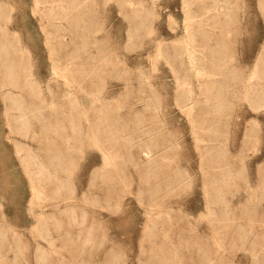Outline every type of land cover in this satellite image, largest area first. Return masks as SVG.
<instances>
[{
  "label": "rangeland",
  "instance_id": "374dc122",
  "mask_svg": "<svg viewBox=\"0 0 264 264\" xmlns=\"http://www.w3.org/2000/svg\"><path fill=\"white\" fill-rule=\"evenodd\" d=\"M42 1L0 0V264H264V0H158L130 42L123 0ZM185 9L221 12L189 25L200 72Z\"/></svg>",
  "mask_w": 264,
  "mask_h": 264
},
{
  "label": "bare ground",
  "instance_id": "6f19581e",
  "mask_svg": "<svg viewBox=\"0 0 264 264\" xmlns=\"http://www.w3.org/2000/svg\"><path fill=\"white\" fill-rule=\"evenodd\" d=\"M123 1H124V5L127 8V11H126L127 17H128V19L130 21V26L128 28V40L130 42L135 37V30L138 31V29H142L143 27L145 28V27H148V26L150 28L152 27L150 24H154L155 20L157 18L159 19V17L162 15V13H161L162 9L161 8L162 7L164 8V6H162L161 3H158L157 2L158 0H152L151 3H149L147 0L146 1L145 0H123ZM36 2L38 3V5H39V3H43L42 0H36ZM67 5H68L67 3L63 4V5H59V4H56L55 2H51L48 5V9L51 11V13L57 14L58 8H59V6H61L66 11V17H68L69 15H73L74 12H75V9H79L84 14H87L90 11V9H91L92 12L94 11V10H92L93 8L91 7V3H88L87 0L76 1L75 4H74V8H70V7H68L69 5L68 6ZM213 5L215 7H217V8L224 9V8H227L229 3L222 2L220 0H215L213 2ZM45 6H46V3H45ZM184 6H186L185 3H184ZM189 6H191V4ZM95 10H96V8H95ZM184 12L186 13L187 16H185L184 21H182V23L184 25V27H183L184 37H182V39L187 42L186 43L187 44L186 53L188 54L190 62L192 63V68L197 69V72H200L201 70L198 67V65L196 64L197 48H196V46L194 44H190L192 39L190 38V36L187 35V33H189V30H188L189 29V25L196 24V23H202V20H204L207 17H209L208 15L205 16V14L212 13V14H216L215 15L216 17H220L219 15L221 14V12H218V11H212V12H209V11L208 12L192 11V10H188V9H185ZM189 14H191V15H189ZM210 17H213V16H210ZM132 18L134 20H136L135 23L131 22ZM168 18H169V20L171 22L174 21V22L177 23V25L179 24L177 16H175L172 11L168 13ZM61 19H62V15H61ZM159 22H161V21H159ZM68 27L69 26H67L65 28H68ZM70 28H71V30L74 29L73 24L70 25ZM160 35H163V34H161V32H160ZM161 42H163V41H161ZM52 51L53 50H51V54L53 53ZM69 55L73 56L74 55L73 51L71 53H69ZM263 56H264V44H263V49L260 50L259 53H258L257 59L259 60ZM227 75H228V73H227ZM226 78H228V76H226ZM201 101H202L201 99L190 98L188 103L201 102ZM182 110L185 111L186 107L182 108ZM253 121L256 122V123H260L258 117H254ZM137 138H138V132L133 133V132H130L129 130L127 131L125 139H126V143L129 142V150H128L129 153L127 155L128 158H131L132 161L134 159L136 161H138V162L144 161V162H146L145 164L148 165V168L156 160H157V163H158L159 162L158 158H157L158 154H156V152L151 147V145L147 144L146 146L142 147V146H139L138 144H134L135 140H137ZM81 149H84V148L81 147ZM220 150L221 149H220L219 145H212V146L210 145V147H209L210 153H218V154H216L217 157L221 156V151ZM125 156H126V153L125 154H123V153L113 154L112 157H111L113 164L116 162V159L124 160ZM35 157L38 158V156H35ZM59 157L70 158L71 156L70 155L54 156L53 157L54 159H50L46 163H43L41 161L40 162L41 167L34 172L35 173V176L33 177L34 185L38 189H41V191H43L42 190L43 188L47 187V186L44 187V185L47 184V182H48V180L50 178L52 179V176H54L52 169L57 168L59 162L57 161V164H56L55 163V158H59ZM38 162H39V160H38ZM63 163H64V165H66V164L70 165L71 158L68 159V161L67 160L65 162L63 161ZM229 164L227 166L228 168H230ZM225 167H226V164H225L224 168ZM41 214L42 215H46L47 212L45 211V213L42 212ZM50 243L51 244L55 243V239L50 238Z\"/></svg>",
  "mask_w": 264,
  "mask_h": 264
},
{
  "label": "crops",
  "instance_id": "0c3cea01",
  "mask_svg": "<svg viewBox=\"0 0 264 264\" xmlns=\"http://www.w3.org/2000/svg\"><path fill=\"white\" fill-rule=\"evenodd\" d=\"M2 7V4L0 3V8ZM0 11H1V13L3 14V13H6V11H4V10H2V9H0ZM10 40H12L11 38H10Z\"/></svg>",
  "mask_w": 264,
  "mask_h": 264
}]
</instances>
